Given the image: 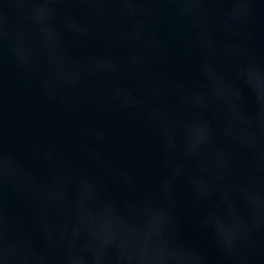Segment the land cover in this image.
<instances>
[{
  "label": "water",
  "instance_id": "water-1",
  "mask_svg": "<svg viewBox=\"0 0 264 264\" xmlns=\"http://www.w3.org/2000/svg\"><path fill=\"white\" fill-rule=\"evenodd\" d=\"M0 264H264V0H0Z\"/></svg>",
  "mask_w": 264,
  "mask_h": 264
}]
</instances>
